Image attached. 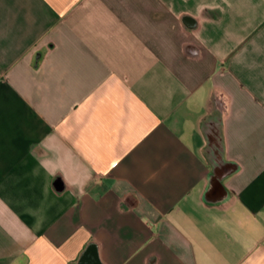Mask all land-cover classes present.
<instances>
[{
    "label": "crops",
    "instance_id": "obj_1",
    "mask_svg": "<svg viewBox=\"0 0 264 264\" xmlns=\"http://www.w3.org/2000/svg\"><path fill=\"white\" fill-rule=\"evenodd\" d=\"M0 264H264V0H0Z\"/></svg>",
    "mask_w": 264,
    "mask_h": 264
}]
</instances>
